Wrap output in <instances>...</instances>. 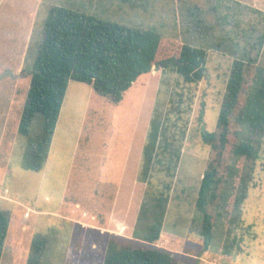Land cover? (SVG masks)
I'll return each mask as SVG.
<instances>
[{
	"label": "rangeland",
	"instance_id": "374dc122",
	"mask_svg": "<svg viewBox=\"0 0 264 264\" xmlns=\"http://www.w3.org/2000/svg\"><path fill=\"white\" fill-rule=\"evenodd\" d=\"M17 1L0 0V32L5 33L0 34V64L9 49L6 43L11 32L19 23ZM211 3L212 0H41L22 51L19 45L21 71L15 74L9 67L0 79V210L9 217L0 264H26L35 235L44 240L40 264H102L110 243L157 246L171 251L180 264H264V136L255 137L261 142L256 159H235L230 155L236 139L235 126L232 128L226 159L230 157L229 162L243 176L252 169L240 221L230 233L236 225L231 224V219L237 214L230 198L227 209H220L222 215L216 221L209 250L203 249L198 234L201 214L195 209V200L211 152L204 136L216 128L232 61L242 57L241 48L254 56L264 30V0H217L219 13L225 18L224 31L217 13L209 8ZM189 5L200 9L202 17L198 19L204 21L201 28H210L202 31L211 46H203L207 55L198 83L185 82L171 68L162 73L161 68L154 70L157 66H153L114 103L86 83L69 81L41 167L37 171L22 167L23 161L32 160L27 151L35 138L20 135L17 122L29 87V67L50 7H67L132 28H154L167 38L187 42L191 36L186 30L192 25L186 15ZM5 96L11 103L8 117L3 115ZM180 98L185 111L177 124L186 125L185 136L174 176L166 177L156 167L152 170L151 189L158 190L167 183L170 189L163 234L155 243H148L132 236L146 189V184L137 178L141 150L156 102L162 104V110L174 112L173 106ZM243 99L242 95L240 101ZM171 112L170 120L177 121ZM40 120L39 116L33 120L32 134L41 131ZM246 134L243 128L241 137ZM237 182L235 179L234 184ZM230 190L231 184L227 185ZM233 234L238 237L237 243L232 246V254L227 255L224 244Z\"/></svg>",
	"mask_w": 264,
	"mask_h": 264
},
{
	"label": "trees",
	"instance_id": "16d2710c",
	"mask_svg": "<svg viewBox=\"0 0 264 264\" xmlns=\"http://www.w3.org/2000/svg\"><path fill=\"white\" fill-rule=\"evenodd\" d=\"M216 1L212 0L209 8L217 13L224 31L225 18L220 15ZM200 13L197 5L186 8V15L192 22L186 32L191 37L185 38L187 42H181L163 36L154 28H132L67 7H50L43 23L42 39L36 45L35 57L29 67L30 82L17 127L20 135L35 138L31 148H26H29L27 155L32 160L23 161L22 167L33 171L41 167L69 81L86 83L114 103L120 101L122 94L140 74L149 72L153 66L159 65L162 73L171 68L185 82L198 83L204 73L207 55L203 46H211L204 40L206 35L202 31L210 28H201L204 21L203 18L198 19ZM226 33L229 36L228 31ZM231 44L236 47L233 40ZM257 45L254 56L241 48L242 57L232 61L216 128L204 136L211 145V152L195 200V209L201 214L198 234L204 250L211 247L216 221L222 215L220 209H227L230 198H233L232 206L237 213L231 219V224L236 225L230 233L237 229L242 213L240 207L252 179V169L243 176L229 162L230 157L226 159L229 135L234 126L236 139L231 147V157L253 160L259 156L261 142L255 141V137L262 139L264 136V30ZM242 95L243 102L240 101ZM183 102L181 98L177 100L174 112L162 110L159 101L153 109L137 174L138 180L146 184L132 232L137 240L155 243L163 230L170 184H162L160 189L152 190L151 176L154 167L166 177L174 176L180 143L186 131L185 124H177L185 111ZM169 112L175 114L177 121L170 120ZM36 116L41 118V131L32 134L31 126ZM243 128L247 134L241 137ZM235 179H238L236 184ZM229 184L231 190L227 191ZM8 218L7 213L0 210V258L8 233ZM237 239L233 234L230 242L224 244L225 254H232ZM43 246L44 240L35 235L26 264H40ZM102 264L180 263L171 251L157 246L141 248L110 243Z\"/></svg>",
	"mask_w": 264,
	"mask_h": 264
},
{
	"label": "crops",
	"instance_id": "0c3cea01",
	"mask_svg": "<svg viewBox=\"0 0 264 264\" xmlns=\"http://www.w3.org/2000/svg\"><path fill=\"white\" fill-rule=\"evenodd\" d=\"M17 2L20 5V8L18 11L21 12L20 16L17 17V22L19 23L16 25L15 29L11 32L10 39L8 43H6L7 44L6 48L9 47V49L8 51L6 50L7 53L4 54L5 57L3 59V63L0 64V74H2L4 69H9V67L11 68L12 73L19 74V72L21 71L22 69L21 65L18 64V61H19L18 55H19V52L23 50L24 43L26 42L27 37L31 33L32 27L34 25L33 24L34 20L38 16L39 7L41 5V0H18ZM2 25H3V20L0 21V26ZM5 28H6V33H9L10 31L8 29V23H6ZM0 34L4 35L5 33L1 31ZM19 45L21 46V49H20L21 51H19ZM12 67H14L15 69ZM5 97H6L4 99L5 109L3 111V115L5 117H8L7 115L8 108L11 103L8 102L7 96ZM17 127H18V124H17ZM2 199L9 200L5 196H3ZM163 231L164 229L162 230L160 236L163 234Z\"/></svg>",
	"mask_w": 264,
	"mask_h": 264
},
{
	"label": "water",
	"instance_id": "95a60500",
	"mask_svg": "<svg viewBox=\"0 0 264 264\" xmlns=\"http://www.w3.org/2000/svg\"><path fill=\"white\" fill-rule=\"evenodd\" d=\"M159 68H160V66L155 67L154 70H157V69H159ZM6 74H7V73H2V74H0V79H1L2 77H4Z\"/></svg>",
	"mask_w": 264,
	"mask_h": 264
}]
</instances>
